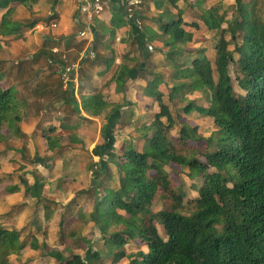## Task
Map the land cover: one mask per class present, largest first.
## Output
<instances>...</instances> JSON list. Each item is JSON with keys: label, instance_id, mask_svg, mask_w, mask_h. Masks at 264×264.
Here are the masks:
<instances>
[{"label": "trees", "instance_id": "1", "mask_svg": "<svg viewBox=\"0 0 264 264\" xmlns=\"http://www.w3.org/2000/svg\"><path fill=\"white\" fill-rule=\"evenodd\" d=\"M39 1L0 0V50L21 38L25 29L39 23L38 20L30 23L14 20L12 15L16 7L34 8ZM169 1L174 5L179 0ZM202 21L206 29L216 31L214 60L210 61L201 53L191 60L190 67L178 68L173 77L188 79V82L179 80L169 91L168 98L184 102L193 92L203 93L209 100L208 105H196L195 100H191L181 111L185 116L196 111L210 118L219 129L218 135L205 150L187 146L190 140L200 138L195 136L194 128L181 125L177 138H173L171 131L175 123L168 105L163 102V94L157 90L158 81L148 82L146 95L158 104L159 112L154 120L140 127L146 133L144 146L139 151L130 147L121 154L107 145L95 151L100 157L95 176L99 178L106 173L107 163H114L120 173L118 183L116 187H108L100 181L83 191L93 194L91 210L83 212L81 208L75 218L62 220L58 225L67 248H81L83 231L93 224L107 246L110 264H120L128 258L129 264H264V0H235L228 12L217 4L202 16ZM185 27L198 28V25L184 23L180 17L164 23L161 27L166 38L164 46L172 48L184 44L187 40ZM101 38L93 37V44L99 43ZM81 42L84 47L86 41ZM54 45L44 41L28 57V63L35 64L45 57L44 50L50 51ZM171 48L169 53L174 55H182L184 51ZM95 51L92 58L86 56L79 62L77 92L80 103L74 97L72 86L63 88V68L69 64L57 61L54 57L57 55L52 54L54 58L48 59L50 71L46 76H37L40 72L35 70L16 82L19 75L16 73L9 87L2 82L5 77L12 76L11 72L6 74L0 69V146H6L7 135L17 139L24 136L19 127L25 117L20 90L43 96L52 103H61L65 116L59 126L63 128L66 119L79 113V108L95 117L111 106L110 91L113 86L116 91L123 90L131 71L125 60H130L124 56V62L103 87L108 88L107 93L92 91L83 95L87 86L90 87L92 69L108 67L112 59ZM230 68H233L241 94L234 91ZM73 75L74 70L70 77ZM119 108L117 104L112 111ZM55 130L48 129L49 132ZM43 136L48 151L53 153L61 148L58 135L43 133ZM6 150H0V167ZM50 155L43 158V165ZM103 156L108 157L105 163ZM169 164L187 167L202 177L198 197L192 203L185 204L181 186L172 184L165 170ZM38 184L36 178L25 190V195L35 197L37 203L43 201L37 195ZM5 190L13 193L17 187ZM156 202L162 205L158 212L152 211ZM76 203L74 198L69 205ZM51 212L45 205L46 222ZM24 232L26 229L7 230L0 224V264H11L9 256H21L27 250L43 251V255L52 258L55 264H92L94 259H100V255L90 249L85 257L65 256L60 250H50L45 242L39 243L32 232L22 238ZM41 234L45 239L46 230ZM130 243L139 247L133 256L126 254L125 246Z\"/></svg>", "mask_w": 264, "mask_h": 264}, {"label": "crops", "instance_id": "2", "mask_svg": "<svg viewBox=\"0 0 264 264\" xmlns=\"http://www.w3.org/2000/svg\"><path fill=\"white\" fill-rule=\"evenodd\" d=\"M103 2L105 10L101 18L96 20L92 25L91 33L87 31L85 37L80 38L78 32H80L82 26L81 24H76L74 20L77 14L74 1L54 0L52 12L48 13V15L53 18L56 16L57 20H52L51 28L56 29L59 23L63 27L68 28L67 23H70L72 28H76V38L80 41H86L83 50L80 52L79 60L72 63L77 66L75 75H73L74 77H69L68 83L62 84L64 89L72 86L74 97L77 102L80 103V96L77 92L79 62L86 56L92 58L95 49H97L95 53H100L105 56L108 55L112 59L108 67L103 65L92 69L90 87L87 86L83 95H89L92 91H103V93H107L109 90L108 88L103 89L104 85L111 80L115 72H117V67L124 62V56L127 55L130 61L125 60V63L131 68V71L127 74L128 79H126L123 90L116 91L115 86H113L112 91H110L112 105L107 107L99 116H91L87 111L79 108V113L74 114V116H76V119L73 121L74 123L70 124L65 122V128L59 126L63 118L57 116L64 115L62 109L64 106L61 103H52L51 101H47L43 96L30 95L28 92L20 90L19 98L24 101L23 114L25 117L19 123V127L24 136L22 139H17L7 135V142L8 140L12 143L18 142L19 147H17L15 152H17L20 157L16 167L11 168L10 171L7 170V172H3V160L10 158L11 150L9 149L10 146H7V143L5 146L6 148L3 147L2 149L8 150H6L7 153L2 159L0 167L2 169V177H4L3 179L0 175L3 181V183L0 184L2 188L0 189V217L12 215V218H15L17 217L16 215H18V218L19 216L23 218L22 214L24 213L26 215L28 214L29 218L33 217L35 221H0V224L7 230L20 231L26 229L27 233L32 232L35 234L38 241H41V243L45 242L50 250L54 249L50 247L49 239L43 238L41 232L44 229L41 230V227L44 228L48 226L47 235L49 237L50 232V240L54 241L56 238L55 236L59 232V222L62 220L66 221L70 217L75 218L77 211L81 208L83 209L80 198L87 194L83 193V191L91 189L92 186H94V184L91 183V174L93 173L91 171L92 163L96 164L100 160V157L95 151L99 152L101 147L107 145V147L112 148L116 154H119L121 146L127 144L130 138L125 133L127 131L119 130V128L122 127L120 126V119H122L121 110L130 109V113H132L131 111L134 109L137 115H146L147 112H150L151 104H149L148 101L154 104L153 98L146 95V86L150 81L157 80V90L163 94V88H165V82L167 80L165 74H167L168 68H162L166 54L164 49L166 46L161 44V42L166 40L161 29L162 25L168 21L176 20L179 17L184 23H196L198 25V28H184L187 40L184 44H179V46H177L179 50H184L182 53L184 54L186 50H191V47L189 48L187 44H192L193 49L197 48V46L199 47L201 45V41L198 42V39L207 37L206 33L215 34V30L206 29V26L203 24L202 16H204L206 12L217 4H221L224 10L228 12L229 7L234 4V2L231 4L226 0H179L174 5L171 4L169 0H142V4L136 12V16L141 21V27L137 29L134 25V17L127 16L126 6L121 0H103ZM53 24H55L56 27H52ZM44 29V23L39 22L34 26L33 31L41 33ZM201 30L204 32L201 33ZM61 34L66 36L64 33ZM97 35L102 38L99 43L94 45L93 37ZM152 35H156L160 42L157 44L151 42L150 38ZM149 46H152L151 50L148 49ZM50 51L52 53L56 51L53 53L54 55L61 52L57 44L54 45ZM199 55H201V51L199 54L197 53L196 56ZM176 56L178 57L179 54ZM62 57H64V55ZM214 57L215 50L213 58ZM207 58L211 61L209 57ZM6 79L7 77L4 78V81ZM117 104L120 105V108L113 112V107ZM137 109H141L139 113ZM112 113L118 118L114 123L111 121L113 120L112 116H114ZM108 114H110L109 117H107ZM142 124L144 123L141 121V125ZM140 126L138 129L133 128L132 130L138 131ZM52 127L56 129L55 132L48 131V129ZM114 127H116V132L118 131L120 135L111 132V128ZM68 130L73 132L70 137H60L61 132H66ZM43 133L47 135H58L61 148H56L53 153L48 151ZM141 137L143 138V135ZM132 140H138V137ZM105 141L107 143H105ZM31 150H33V154L38 152V158L36 155L32 156L36 157V161H41L39 167L43 166V158L51 154L48 166L40 171L39 177L30 174L28 170L25 171L26 168L20 170L21 167L25 165L24 160L27 158L28 154H31ZM85 159L89 160V162L92 161L91 165H88V163L86 165V163H84L86 161ZM36 178L39 179L37 195L43 199V201L39 203L36 202L37 200L35 197L25 195L26 186L32 185ZM6 187H17V190L13 193H8L5 190ZM78 193L81 194L78 196ZM74 198L77 201L76 205H69L70 202L74 201ZM20 205L23 206L15 215L13 209ZM45 205L52 210V216L47 222L44 219L43 213ZM40 210L41 215H38L37 212ZM83 210L85 211V209ZM26 215L24 216L25 218L28 217ZM33 218L31 220H33ZM92 226L93 224H89L88 228H92ZM86 229L87 228L83 231V236L87 234L85 231ZM66 248L67 247H65V249ZM60 251L63 253L62 250ZM36 253L38 252L29 250L21 256H15V259L20 260L17 264L27 262L28 259L35 256ZM72 254L81 255L79 249H72V253L64 255L70 256ZM126 254L130 255L127 251ZM24 255L27 257H24ZM37 259L38 260L30 264H48V260L50 264L55 263H52V259H50L49 256H40L37 257Z\"/></svg>", "mask_w": 264, "mask_h": 264}, {"label": "rangeland", "instance_id": "3", "mask_svg": "<svg viewBox=\"0 0 264 264\" xmlns=\"http://www.w3.org/2000/svg\"><path fill=\"white\" fill-rule=\"evenodd\" d=\"M231 4L234 2V0L228 1ZM54 4V0H40L39 3L34 7V8H30V7H26V6H17L12 17L14 20L17 21H21L24 23H30L33 20H38L39 22L44 23L45 25V29L41 32V33H36V31L34 30V27L31 28H27L23 31V35L21 38L15 39L13 41L10 42V44L8 46H6L7 48H4L2 50H0V69L3 71H6L5 73L8 74L9 71L11 72L12 76H7V79L5 81H3V85L6 87H9L10 85H12L14 82V78L16 73H18L19 75L17 76V78L15 79L17 82V79L21 77V79L23 77H27V75L31 74L32 72H34L35 70L39 71L40 74L38 73L37 76L39 77H44L46 76L50 71L49 68V63H48V59H51L52 56V52L48 51V50H44L45 51V57H41L39 58V60H37L35 62V64L32 63H28L29 59L28 57H30V55H33L39 47H41V45L44 43V41H48V42H52L58 45V47L60 48L61 52L59 54H57V56H54L55 59L57 61H62V62H67L69 64V66L73 65L72 63L76 62L77 60H79L80 58V52L83 50V42H81L80 40H78L76 38V28H72L70 23H67V27H63L60 23L58 24V27L55 28H51V22L52 20L56 19V16H54L53 19H51L50 15H48V13L52 12V6ZM226 5V4H225ZM57 20V19H56ZM63 31V32H61ZM201 33L204 32L203 30L200 31ZM61 33L66 34V36L62 35ZM197 33V32H196ZM198 35V34H196ZM201 35V34H200ZM207 37H202V39H198L197 41L200 42V46L197 48H192V44H187V46L190 48L191 50H186L184 54L179 55L178 57L174 54H170V48L171 46L169 45L168 48L165 47V58H164V63L162 68H168L167 69V74H165L167 77L166 80V85L165 88H163V102L168 105V108L170 109V113L172 116V120L174 121V127L171 131V135L173 136V138H177L178 132L180 130L181 125L187 126L191 129H196V137H200L199 139H195V140H190L187 143V146L190 148H194V149H198V150H205L208 147V144L211 143L216 135H218V127L214 124L213 120H211L210 118H207L205 116H200L198 113H196V111L192 112L190 115L185 116L181 109L183 107L184 104L190 102L191 100H195V104L196 105H202V106H206L208 105L209 100L205 97V95L203 93H200L199 91L193 92L192 94H189L188 97L186 98L184 102L179 101L178 98H174V99H169V91L172 89L173 86L177 85L179 83V80L183 81V82H188V79H184L183 78H178L175 79L173 77V73H175V71H177L178 68L181 67H190L191 64V60L193 59V57H195L197 55V53L199 54V52L201 51V53L204 54L209 57L211 59V61L213 62V55H214V42L216 41V32L213 35L212 33H206ZM151 42H153L154 44H157L158 42H160L156 35H152V37L150 38ZM162 45H164V42H161ZM186 45V44H185ZM178 45H175L171 48V50H177L178 49ZM182 46V45H181ZM152 47V46H151ZM183 48V47H182ZM233 48V46L231 47ZM193 49V50H192ZM151 50V49H150ZM54 55V54H53ZM64 55V59L63 56ZM53 57V58H54ZM52 58V59H53ZM165 70V69H164ZM230 76L232 77V85L234 88V91L236 94H241L242 91L238 88L236 80H235V76L233 74V68H230ZM179 76H181L180 74H177ZM172 76V77H171ZM60 79V78H59ZM62 81V79H61ZM190 81V80H189ZM14 83L17 85V83ZM25 82V80L23 81ZM141 99V98H140ZM125 101V99H124ZM154 101V100H153ZM126 103V101H125ZM124 103V104H125ZM149 104H151V110L150 112H147L146 115H137L135 110L132 109V113H130V109L128 110H121V118L120 121V126H122L121 128H119V130L122 131H127L125 132L130 138L127 141V144L124 146H121V150L120 153H123L127 148L133 147L136 150H141L144 146V138H142L141 136L146 134L145 131L139 129L138 131H133V128H137L141 125V121L142 124L140 127H142L143 125H145L146 123L154 120V117L156 115V113L159 112V106L158 104L154 101V104L150 101H148ZM147 105V104H146ZM143 107V106H142ZM143 109V108H142ZM141 110V109H140ZM139 109H137V112L139 113L140 111ZM129 112V113H128ZM113 117V123L115 122V120H117V116L112 113ZM60 118H64L65 115H57ZM76 119V116H70L68 117L65 122L68 123H74L73 121ZM150 120V121H149ZM165 121V120H163ZM146 122V123H145ZM126 126V127H125ZM127 128V129H125ZM112 129V133H116V135H120V133H118V131L116 132V127L111 128ZM110 130V129H109ZM108 132V131H107ZM218 132V133H217ZM105 133V132H104ZM73 132L71 130L68 131H64L60 133V137H70V135H72ZM141 135V136H140ZM150 135V134H149ZM138 137V140L133 141L132 139ZM140 137V138H139ZM105 143H107L105 141ZM6 145V144H5ZM10 146L9 149L10 151V158L8 159H4V164H3V168L4 171L3 172H7V170H11V168H15L16 165L19 163L20 157L19 154H17V152H15L17 150V147H19L18 142L12 143L8 140L7 142V146ZM131 145V146H130ZM4 147V145L0 146V150H2ZM35 147V146H34ZM33 150H31V154L27 155V158L24 160V164L20 170H23V168H26L25 171L28 170V172L30 174L36 175L37 177H39L40 175V171L44 169V167L46 168V166H48V162L49 160H47L46 165H43L42 167H39V164L41 163V161H36V157L38 158V152H36L35 154H33ZM32 155H36V157L32 156ZM107 156H103L102 157V162L105 163V161H108ZM19 159V160H18ZM203 159V158H200ZM7 160V161H6ZM86 160V159H85ZM100 161V160H99ZM98 161V163H99ZM91 162H89V160H86L84 163H88V165H91ZM98 163L93 164L91 166V171L93 172L91 174V183L92 184H96L100 181H102L104 183V185L108 186V187H116L117 183H118V176L120 175L119 171L117 170L116 166L114 165V163H107V165L105 166V172L106 173H102L101 175H99V178L97 176H95V172L98 171ZM41 166V165H40ZM36 167V168H35ZM87 167V166H86ZM165 170L168 172L169 177L172 181V184L175 186H181L185 198H184V203L185 204H190L192 203L194 200L197 199L198 197V189L201 187L202 185V177L198 176L195 174V172L187 167H179V166H175V165H166L165 166ZM2 169L0 170V175L2 177L1 174ZM2 172V173H3ZM96 177V178H93ZM4 179V177H2ZM93 187V186H92ZM0 189H2L0 187ZM80 201L82 202V206L83 209H85L84 212H88L91 210L92 208V202H93V194L89 193L88 195H84L83 197L80 198ZM192 205V204H191ZM162 209V205L160 202H156L153 205V210L154 212H158L159 210ZM14 214L20 211V207H15L13 209ZM41 210L38 213V215H41ZM13 214V213H12ZM16 215V214H15ZM26 214H22L23 218L18 215H16L17 217L12 218V215H9L7 217H0V221H35V219L33 218V220H31L32 218H29L28 214L26 216L28 217H24ZM17 218V219H16ZM25 218V219H24ZM42 221V219H41ZM158 230L160 232V234L165 238L163 229L161 226H157ZM45 229L47 234H48V226H45L44 228L41 227V230ZM87 234H85L84 237V242L80 243L81 248H79V252L81 253L82 256H86L89 255L88 249H90L92 252L98 253L100 256L98 258L100 259H94L92 261V264H110V257H108L107 255V246L104 244L100 233L98 232V230L95 228V226L93 225L92 228H88L85 230ZM27 231L22 233V238H25ZM46 234L45 238L49 239V244L50 247L52 249H56V250H62L63 253L65 255H69L70 253H72V249L66 248V244L64 243L63 238L60 236V233L58 232L57 235L55 236L56 238L54 239V241L50 240V232H49V237ZM41 243V241L39 242ZM47 245V244H46ZM125 249L128 253H130V256H133L134 253L139 249L138 246L133 245V243H130L128 245L125 246ZM28 251V250H27ZM38 253L35 254V256H32L28 259L27 262H21V264H30L33 263L34 261L38 260L37 257H44V253H42L43 251H37ZM24 257H27L24 255ZM46 257V256H45ZM15 255H11L9 256L7 259L10 261L11 264H17L20 260L15 259ZM52 259V258H50ZM129 258L123 260L120 264H129ZM52 263H54V260H51ZM48 264L49 260H48ZM55 264V263H54Z\"/></svg>", "mask_w": 264, "mask_h": 264}, {"label": "built area", "instance_id": "4", "mask_svg": "<svg viewBox=\"0 0 264 264\" xmlns=\"http://www.w3.org/2000/svg\"><path fill=\"white\" fill-rule=\"evenodd\" d=\"M76 4L77 14L75 15V23L80 25L81 30L78 32V36L80 38H84L86 32L91 33V27L95 23L96 20L101 18L103 11L105 10L103 0H73ZM126 6L127 16L134 17V25L137 29L141 27V21L136 16V12L140 5L142 4V0H121ZM83 17V18H82ZM52 27H56L55 24ZM38 28V27H37ZM150 50L151 47L149 46ZM56 52V51H54ZM53 52V53H54ZM65 57H63L64 59ZM76 65L66 66L63 68L62 80L64 84L68 83L70 73L76 70Z\"/></svg>", "mask_w": 264, "mask_h": 264}]
</instances>
